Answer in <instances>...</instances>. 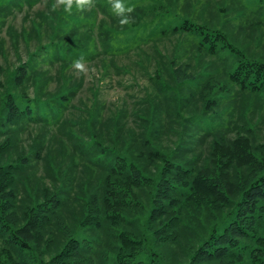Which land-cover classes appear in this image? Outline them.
Returning <instances> with one entry per match:
<instances>
[{
  "label": "trees",
  "instance_id": "16d2710c",
  "mask_svg": "<svg viewBox=\"0 0 264 264\" xmlns=\"http://www.w3.org/2000/svg\"><path fill=\"white\" fill-rule=\"evenodd\" d=\"M126 1L9 26L11 65L0 37V264H264V0ZM131 52L140 94L64 115L75 60Z\"/></svg>",
  "mask_w": 264,
  "mask_h": 264
},
{
  "label": "rangeland",
  "instance_id": "374dc122",
  "mask_svg": "<svg viewBox=\"0 0 264 264\" xmlns=\"http://www.w3.org/2000/svg\"><path fill=\"white\" fill-rule=\"evenodd\" d=\"M56 0H20V3L17 4L11 13L6 16L5 25L0 28V37L5 38L3 42V51L8 58V62H16V56H19L22 60L25 59L26 56V47L23 40H20L19 49L15 51L11 46L10 39L6 33L8 27H12L16 31H19L23 27L28 28V26L39 19V13H44L48 10L49 4H55ZM126 4L127 1L124 0ZM101 12L97 13V17L95 18L94 23L98 20ZM91 17L85 16L81 21H86ZM93 23L91 22V26ZM95 27V26H93ZM35 43V41H31V47ZM152 43H147L142 46L144 52H152L153 49L151 47ZM161 46H165L168 50L171 48V43L169 41L164 40L162 43H159ZM143 53V52H141ZM138 54H133V52L127 54H123L120 57L115 58L117 65L119 66V73L112 72L111 77H103L101 75V69L99 63L97 62L94 65L92 61L84 62L85 72H78L75 68L71 70L76 77L81 76L84 79L83 86L79 90L77 96L72 100L71 106L67 111L64 112V115L70 118L71 120L77 122V118H80V114H84V107L89 105L90 99L92 98V88L91 85L95 84L97 81V85L99 87V98L104 101L107 105L116 104L120 105L121 99L126 98L130 101L133 100L137 94L141 93L143 86H148L150 81L148 77L143 74V71L138 65L134 63L137 60L139 63H143L142 57ZM2 60V59H1ZM0 60V62H1ZM99 77V80L96 79ZM55 81H53L50 85V88H54ZM37 126H30L23 134V137L27 139L30 131H35ZM258 135H264V129L259 132Z\"/></svg>",
  "mask_w": 264,
  "mask_h": 264
},
{
  "label": "clouds",
  "instance_id": "9594fccd",
  "mask_svg": "<svg viewBox=\"0 0 264 264\" xmlns=\"http://www.w3.org/2000/svg\"><path fill=\"white\" fill-rule=\"evenodd\" d=\"M109 3L111 4V10L121 18L119 20L121 27L130 25L134 22L130 16L135 10L134 6H126L124 0H109ZM74 4L78 10L83 11L93 6V0H56V3L52 7V11H56L59 6H64V11L70 13ZM73 67L78 70V72H85L84 57L81 56L79 59L75 60L73 62Z\"/></svg>",
  "mask_w": 264,
  "mask_h": 264
}]
</instances>
